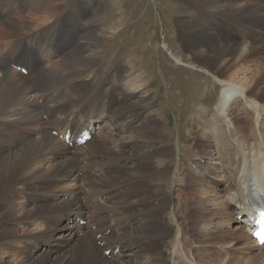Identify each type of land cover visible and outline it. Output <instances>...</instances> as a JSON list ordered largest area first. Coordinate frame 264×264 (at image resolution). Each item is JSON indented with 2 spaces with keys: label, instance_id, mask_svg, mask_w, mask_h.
<instances>
[{
  "label": "bare ground",
  "instance_id": "bare-ground-1",
  "mask_svg": "<svg viewBox=\"0 0 264 264\" xmlns=\"http://www.w3.org/2000/svg\"><path fill=\"white\" fill-rule=\"evenodd\" d=\"M183 1L197 12L181 22L184 48L192 60L204 63L195 61L199 68L203 67L225 87L212 116L225 114L213 117L196 132L195 138L199 134L205 137L196 152L200 158L210 159L216 147L219 170L241 174L239 181L243 180L241 185L245 187L239 185L240 190L234 189L237 192L232 197L247 215L254 198L264 199V0ZM85 19L49 0H41V4L37 0H0V264H168L167 252L171 248L179 264H185L178 255V244L185 251L184 244L173 238V230L161 219L165 211L173 208L175 192L148 195L151 180L172 173L168 167L163 173L152 169L158 152L151 147L156 142L151 117L131 128L140 120L148 101L138 99L136 105H129L128 99L124 107L118 108H114L115 99L110 101L114 115L107 122H112L114 130L119 129L117 135L130 127L136 136L128 142L99 131L82 147H71L60 139L68 128L75 126L81 132L85 125L94 126V117L106 114L103 102L91 107H82V102L84 93L89 97L102 93V86L112 76H102L95 82L88 79L91 71L101 65L97 54L114 33L105 28L95 31L81 53L83 45L78 40L89 33ZM18 66H25L29 74L19 73ZM114 69L122 72L120 65ZM142 76L139 73L135 80ZM139 87L128 92L126 98H136ZM109 96L114 98L113 93ZM58 128L63 130L55 137L53 131ZM145 138H152L151 143L147 144ZM126 145L131 146L127 149ZM166 150H161V156L174 152ZM191 159L196 169L190 165L186 178L193 179L196 189L182 196L187 212L196 209L198 191L226 190L225 184L207 179L215 175L213 168L202 166L197 158ZM100 197L105 199L97 204ZM216 209L220 211L218 216L227 217L229 223L236 218L237 211L225 200L220 208L201 215L195 212L196 222L212 225ZM172 217L179 220L177 215ZM80 221H86V226ZM229 223L219 224L226 227ZM244 223L236 233L224 234L235 237V245L239 238H252L247 216ZM108 229L111 232L103 234ZM214 229L215 234L221 232L219 226ZM180 233L184 235L183 230ZM42 241L46 243L42 252L36 251L34 245L32 251L26 246H38ZM133 245L139 248L141 262L119 263L124 254L121 250ZM116 248H120L119 253L106 256V250ZM239 248H230V253H242ZM260 257L246 258L244 263L253 264ZM230 258L227 263L244 264L243 260Z\"/></svg>",
  "mask_w": 264,
  "mask_h": 264
},
{
  "label": "rangeland",
  "instance_id": "rangeland-1",
  "mask_svg": "<svg viewBox=\"0 0 264 264\" xmlns=\"http://www.w3.org/2000/svg\"><path fill=\"white\" fill-rule=\"evenodd\" d=\"M49 1L58 8H65L76 15H83L86 18L85 24L88 27L87 31H89V33L88 36L83 39L84 33L78 40V42L83 45L81 53H83L87 46V38L95 31L105 28L108 32L114 33L111 38L112 40H108L107 43L105 41L104 48L97 54L99 55L98 60H102L100 63L101 65L96 67L94 71H91V75L88 76V79H90V82H95L107 75L112 76L109 77L108 83L102 86V93L99 95L97 93L93 95L94 97H89L87 93H84L82 107H91L97 102H103L106 113L105 116L93 118V124L96 127L97 133L98 131L102 134L104 132H107V134L111 133L113 134L111 138H116V140L120 138L121 141L128 142L132 136H136L135 132H131L132 130L130 127H126V130H123L124 132L121 131V133L117 135L119 129L114 130L111 128L112 122L107 121L113 119L114 108L125 106V100L129 99V105L131 102L136 105L138 99L148 101L141 111L140 120L138 119L134 122L131 128L139 126L146 118L151 117L150 125L154 127L153 134L155 136L153 139L156 141L155 143L152 142L151 147L154 149L157 148L156 152H158L157 158L151 163L152 169L155 168L154 170L157 172L159 171L158 173H163V170L167 167L172 170L171 174L150 181L149 186L151 189L148 195H159L166 192V190H173L175 192L173 208L165 211L161 219L166 222L171 231L173 230V238H179L180 242L184 244V250L186 252L183 251L182 245L178 244V248L181 250V253L178 254L180 257L179 259L184 261L185 264H230L231 262L227 263V261L231 256L234 260L236 259V261L243 260V263H246L247 259L253 256L255 258L262 256L253 264H264V248H259L252 238H239L240 240L238 241L240 242L236 244V247L233 243L235 237L227 238L226 235H224L230 231L236 233V231H239L237 229L245 225L244 220L246 214L234 202L232 197L237 190H240V187H245V184L241 185L243 180L239 181L241 174L239 173V176L236 175L237 173L230 172L224 174L222 170H219L221 166L219 161L217 162L219 153L216 147L211 151L210 155H212V157L210 159L200 158L198 152H196L199 146L202 145L201 142L205 139L204 136L202 138L200 137L201 134L197 136L198 139L195 138L196 132L200 130L201 126L209 124L213 117H220L225 114L224 112L212 116V112L218 103V98L225 92V87L205 70H202L203 67H200V69L195 61L200 62L201 60H192L190 54L184 48L183 35L180 31L181 22L187 17L196 16L197 12L183 0ZM37 4H41V0H37ZM85 11H87L86 15ZM197 24L199 23L197 22ZM88 54H90L89 50ZM194 62L196 64H194ZM117 63L122 67L121 73L119 70L116 71L114 69L119 67ZM202 64L204 65L203 62ZM139 73H142L144 77L142 76L141 80L139 78L135 80ZM131 79L135 81H131ZM131 85H134L132 86L133 88ZM140 85L141 87L138 89L136 98H126L128 92ZM110 93H113L114 98L109 96ZM237 97L233 98L231 101L232 104H234L233 101ZM112 100L115 101L114 108L110 103ZM38 102L42 104L40 100H38ZM245 105L247 106L250 104L247 103ZM198 114H202L204 118L201 119ZM45 120L48 122L46 117ZM146 123L147 122L144 124ZM60 139L62 140V138ZM151 140L152 138L144 139L147 144L151 143ZM211 141L213 140L210 139V142ZM153 144L155 145L152 146ZM130 146L131 145H126L127 149H129ZM163 149H167L166 151L173 149L174 152L169 156H161V150ZM236 154L237 150L234 152V155ZM191 157H193V160L197 158L199 162L201 161L200 163H203L202 166L209 165L207 168H213L215 175H208L207 179H216L221 185L225 184L226 190H224L225 192H221L222 194L211 192L210 190L207 192L204 190L201 193L198 191V198H195L197 199L195 201L197 206L194 204L196 209L187 212L185 210V203H183L184 207L182 206V196L185 193L190 194L196 189L193 179L191 177L186 178V173L190 165V168L192 167L193 170L196 169V166L192 163ZM183 163L184 167L181 168L182 166L180 167V165ZM198 173L199 172H197V174ZM80 177H82V172L80 173ZM232 180L233 182H231ZM82 181L83 180L79 181V184H81ZM237 187L239 188L237 189ZM234 189L237 190L234 191ZM226 192L231 194V196ZM156 198H158V196ZM103 199H105V197H100L97 199L96 203L98 204L99 201ZM187 200H189V198ZM225 200H229L233 210L237 211L236 218L231 223H229L230 221L227 217L220 218L218 216V212H220L219 209H216V213L214 212L212 214V216H216H214L216 222L212 220V225L209 226L208 222L199 221L200 224L196 222L195 215L198 214V212H200L199 215H201L211 209H215V207L220 208V205L225 202ZM217 203L220 205L218 204L219 206H217ZM82 204L85 205L86 200L82 199ZM156 205L155 201L154 206ZM195 212L197 213L195 214ZM172 215H177L179 220H176ZM221 221L228 222V226L221 227L219 224ZM82 226H86V224ZM218 226L223 236L220 233L215 234V229L213 230V228ZM180 228L184 231L183 236L180 233L182 231ZM108 233L109 232H107V235ZM212 235H214V237L216 235L219 236V240H214ZM99 239L101 238L99 237ZM33 245L37 247L36 251L38 252H42L46 248V243L43 241L40 242L38 246L34 243H28L26 246L32 251ZM160 245L165 249L164 244ZM240 245L243 249L246 248L249 250H242ZM238 247H240L239 249H241V252L245 255L238 252V250L230 253L232 252L229 250L230 248ZM67 250L68 249L57 254L60 255ZM138 250L139 248H136L134 245L123 248L121 254L123 252L124 254L119 260V263H121V261L141 262V259L138 258ZM171 251L174 252L172 248L167 252L168 254L170 253L168 264H179L177 256L174 255L176 253L173 254ZM188 251H190L189 254L187 253ZM110 254L106 256L109 257ZM164 255H166V253ZM171 255L173 259L170 258Z\"/></svg>",
  "mask_w": 264,
  "mask_h": 264
}]
</instances>
